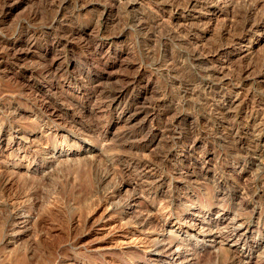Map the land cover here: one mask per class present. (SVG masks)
Returning a JSON list of instances; mask_svg holds the SVG:
<instances>
[{"label": "rangeland", "instance_id": "1", "mask_svg": "<svg viewBox=\"0 0 264 264\" xmlns=\"http://www.w3.org/2000/svg\"><path fill=\"white\" fill-rule=\"evenodd\" d=\"M62 1L0 0V264H264V0Z\"/></svg>", "mask_w": 264, "mask_h": 264}, {"label": "bare ground", "instance_id": "2", "mask_svg": "<svg viewBox=\"0 0 264 264\" xmlns=\"http://www.w3.org/2000/svg\"><path fill=\"white\" fill-rule=\"evenodd\" d=\"M63 1L66 3L68 0H63ZM63 1H62V2H63ZM102 1H103V0H102ZM105 3H106V0H105ZM105 3H104V4H105ZM107 3H108V2H107ZM109 4H110V3H109ZM111 4H112V3H111ZM110 6H111V5H110ZM112 6H113V4H112ZM193 6H194V3H193ZM51 7H52V6H51ZM65 7H66V6H65ZM172 7H173V6H172ZM112 9H113V8H112ZM112 9H111V10H112ZM184 9H185V8H184ZM191 9H192V8H191ZM52 11H53V10H52ZM60 11H61V10H60ZM100 11H101V10H100ZM157 12H158V10H157ZM64 13H65V12H64ZM232 14H233V13H232ZM64 15H65V14H64ZM162 20H163V19H162ZM22 22H23V21H22ZM145 24H146V23H145ZM71 26H72V25H71ZM245 26H246V25H245ZM245 26H244V27H245ZM143 27H144V26H143ZM244 27H243V28H244ZM250 27H251V26H250ZM252 27H253V26H252ZM246 29H247V28H246ZM241 30H242V29H241ZM98 33H99V32H98ZM244 33H245V32H244ZM97 35H98V34H97ZM173 35H174V34H173ZM240 36H241V35H240ZM76 37H77V36H76ZM98 37H99V36H98ZM59 38H60V37H59ZM70 38H71V37H70ZM100 38H101V37H100ZM90 44H91V43H90ZM89 46H90V45H89ZM65 102H66V101H65ZM116 103H117V102H116ZM70 104H71V103H70ZM154 109H155V108H154ZM81 113H82V112H81ZM55 117H56V116H55ZM84 134H86V133H84Z\"/></svg>", "mask_w": 264, "mask_h": 264}]
</instances>
